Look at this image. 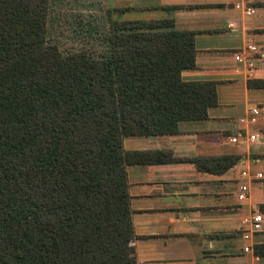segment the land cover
I'll list each match as a JSON object with an SVG mask.
<instances>
[{"label":"trees","instance_id":"16d2710c","mask_svg":"<svg viewBox=\"0 0 264 264\" xmlns=\"http://www.w3.org/2000/svg\"><path fill=\"white\" fill-rule=\"evenodd\" d=\"M49 9L0 0V264H136L123 139L206 119L216 82L182 79L194 32L171 20L114 9L99 54L63 53Z\"/></svg>","mask_w":264,"mask_h":264},{"label":"crops","instance_id":"0c3cea01","mask_svg":"<svg viewBox=\"0 0 264 264\" xmlns=\"http://www.w3.org/2000/svg\"><path fill=\"white\" fill-rule=\"evenodd\" d=\"M97 1L128 8L113 11L120 20H171L173 29L194 32L195 67L182 79L216 82L206 119L181 121L174 134L123 139L128 158L139 161L126 168L136 264H264V86H248L264 80V0H253L252 15L235 0ZM255 133L253 143L242 138ZM245 169L263 178L240 201Z\"/></svg>","mask_w":264,"mask_h":264},{"label":"rangeland","instance_id":"374dc122","mask_svg":"<svg viewBox=\"0 0 264 264\" xmlns=\"http://www.w3.org/2000/svg\"><path fill=\"white\" fill-rule=\"evenodd\" d=\"M112 11L97 0H50V41L63 53L81 48L99 54L104 45L108 14Z\"/></svg>","mask_w":264,"mask_h":264},{"label":"built area","instance_id":"2783aa9c","mask_svg":"<svg viewBox=\"0 0 264 264\" xmlns=\"http://www.w3.org/2000/svg\"><path fill=\"white\" fill-rule=\"evenodd\" d=\"M244 1H245V3H243L241 0H235L234 6L237 7V8H242L243 7L245 9V12L248 15L254 14L255 13V9L252 6H250V4L253 2V0H244ZM247 49H248V51H254L256 48H255V46H247ZM235 57H236L237 60H240L241 59V54H237ZM252 113L254 115H256L258 113V110L254 109L252 111ZM251 120L255 121V118H252ZM244 137L246 138V140L249 143H253L259 138V135L257 133L249 134L248 136L242 135V138H244ZM231 141L236 143L239 140H238V137H233V138H231ZM241 177L245 181L240 184L239 191L237 193V198L240 201L247 199V197L249 196V191H250L249 183L253 182L254 180L263 178V174L260 173V172H251L249 169H245V170L241 171ZM247 181H248V183H247ZM261 218H262L261 215L258 214V213L252 216L253 226H254L255 229L259 228L260 222H261Z\"/></svg>","mask_w":264,"mask_h":264}]
</instances>
